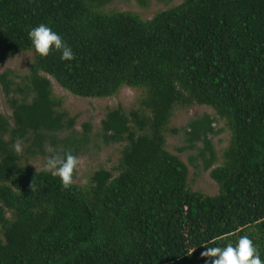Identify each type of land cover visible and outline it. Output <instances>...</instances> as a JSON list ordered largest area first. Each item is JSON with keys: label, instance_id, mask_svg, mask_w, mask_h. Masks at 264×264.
I'll list each match as a JSON object with an SVG mask.
<instances>
[{"label": "trees", "instance_id": "trees-1", "mask_svg": "<svg viewBox=\"0 0 264 264\" xmlns=\"http://www.w3.org/2000/svg\"><path fill=\"white\" fill-rule=\"evenodd\" d=\"M111 1L0 0V64L34 51L27 33L40 23L75 54L35 53L20 97L0 74L12 109L0 113V264H205V247L252 225L264 233V0H183L150 19L104 11ZM49 76L81 97L143 91L139 108L117 106L100 121L105 144L125 143L117 175L100 168L88 187L63 188L20 165L49 148L77 156L90 139L91 124L76 131ZM192 104L210 106L231 131L210 171L215 195L191 190L187 164L165 148L175 106ZM214 120L190 123L206 168Z\"/></svg>", "mask_w": 264, "mask_h": 264}, {"label": "rangeland", "instance_id": "rangeland-1", "mask_svg": "<svg viewBox=\"0 0 264 264\" xmlns=\"http://www.w3.org/2000/svg\"><path fill=\"white\" fill-rule=\"evenodd\" d=\"M183 0H112L107 4L104 11H130L139 15L142 19H150L160 10L177 5ZM34 51H21L0 64V74L7 71L8 77L14 81V86L18 89L17 96L20 97L25 76L29 73V68L34 58ZM53 91L56 96L63 98V108L69 115L75 118L76 131H82V125L89 122L92 131L89 142L84 146L82 152L77 155L79 165L74 170L73 182L82 187L90 185L92 174L100 168L110 170L114 175L119 172V160L124 142L105 144L101 137L97 135L100 129V121L108 110L117 106H122L125 110L137 109L140 107L139 100L143 95L141 89L130 86H122L115 94L103 98L81 97L71 93L60 86L56 80L49 76ZM0 113L8 118L12 117L5 94L0 83ZM203 114H209L215 120L212 126L218 130L217 133H209L207 139L210 140L214 149V161L209 168L204 166L209 159V151L205 148L202 140L190 142V123ZM231 137V131L223 119L217 117L215 111L207 105L192 104L187 106L176 105L170 122L165 132V148L178 155L188 166V187L194 191L204 194L215 195L219 192L218 183L211 177L210 171L213 167L222 163V154L227 147ZM193 145L192 147H190ZM23 152L21 146H18ZM46 157L40 155L36 157L23 156L20 165L31 167L36 171L45 170ZM84 181H87L86 183ZM248 235L259 249L260 257L264 255V233L255 225L245 228L242 233L226 237V244H235L239 236ZM263 251V253H262ZM264 261V258H261Z\"/></svg>", "mask_w": 264, "mask_h": 264}, {"label": "clouds", "instance_id": "clouds-1", "mask_svg": "<svg viewBox=\"0 0 264 264\" xmlns=\"http://www.w3.org/2000/svg\"><path fill=\"white\" fill-rule=\"evenodd\" d=\"M27 36L32 49L40 57L48 56L50 51H59L61 60L75 59L72 48L58 32L45 23L31 27ZM48 151L51 154L46 157L45 170L58 177L63 188H69L73 182L74 170L79 165L78 157L70 151L61 153L51 148ZM200 255L210 258L205 260V264H264L259 249L248 235L239 236L235 244L205 247Z\"/></svg>", "mask_w": 264, "mask_h": 264}]
</instances>
